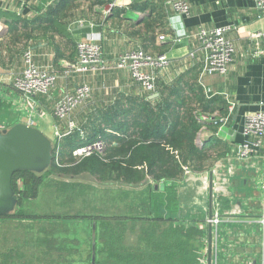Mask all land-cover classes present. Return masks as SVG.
<instances>
[{
	"label": "crops",
	"instance_id": "0c3cea01",
	"mask_svg": "<svg viewBox=\"0 0 264 264\" xmlns=\"http://www.w3.org/2000/svg\"><path fill=\"white\" fill-rule=\"evenodd\" d=\"M113 1L116 6L125 8L133 2V0ZM168 1L170 0H165L164 3L166 14L163 21L164 32L157 36L155 41L157 47L149 49L151 55H158L159 51H163L161 54L167 57V64L155 69L159 77L158 88L154 92L144 90L141 84L132 78L128 68L112 66L94 72L73 70L72 65L78 59L76 47L66 37L56 35L55 40L62 53L61 56H57L54 44L51 43L52 39L49 38L50 33L39 29L38 27H41L39 25L36 26L39 31L32 30L34 37L14 44L7 37L8 24L4 19H0V124L10 127L18 122L26 123L30 117H33L35 120L33 126L38 129L43 125L51 127L53 130L51 139L57 146L61 158L64 137L78 130L81 138H86V131L91 126L89 119H95L96 125L104 126L101 116L107 114L113 106H131L144 97L155 100L152 102V105H155L163 96L168 95L167 87L173 85L183 90L179 92L180 96L176 97H189L188 100L193 106L198 105L197 93L207 98L220 96L227 104V113L222 114L217 109L212 115L201 114L209 119L200 118L203 126L197 134L196 142L202 146L205 143L209 144L211 139L218 138L228 148V152L217 159L216 164L212 163L202 171L193 170L195 172L193 176L187 175L186 166L183 165L182 178L173 182L177 185L179 194L178 217L189 215L188 223H195L204 233L200 241L198 261L203 257L207 264H214L217 260L226 264H264V227L258 221L261 202L254 188L257 178L262 176L263 172L264 147L247 159L238 158L239 148L246 140L242 134L245 116L264 110V54L260 57L252 55L257 43L254 34L264 32V10L257 8L255 0H187L190 12L180 14L168 4ZM56 2L58 0H27L26 5L21 6L16 0H0V10L32 20L39 15V12L45 11ZM91 2L92 0H77L71 12L73 15L68 19L71 20L68 32L76 43L86 37L97 39L103 50V59L109 65H113L119 54L141 47L140 41L134 38L130 31L134 29L132 22L139 23L145 17V13L135 12L125 21L111 19L104 24L102 21L105 7L101 9L97 5L92 7ZM201 27L227 28V37L235 46V57L225 74L204 73L203 62L206 54L196 36ZM160 35H166L167 38L160 40ZM170 37H179L181 40L173 42ZM26 43L34 51L35 62L58 75L50 94H37L31 100L26 99L15 88L13 82L24 68L23 47ZM261 45L264 48V39L261 40ZM18 55H21L20 65L15 68L9 63H14ZM83 84L90 86L91 95L73 112L72 120L75 122V127L70 130L68 122L56 117L54 108L65 92H74ZM231 102L235 103V109L229 115L227 123L223 124L220 119L228 115V106ZM212 125H216L217 128H212ZM221 126L223 128L218 135L217 131ZM56 128H59L61 138H58ZM114 144L119 145L117 142ZM210 179L213 188L215 185L218 186L226 195L227 206L223 211L234 215L229 216L231 218L227 216L226 220L234 222V227L228 230L230 249L225 258L219 255L220 235L216 237L213 226L205 222L206 214L203 208H198L199 214H191L190 211L194 202L201 197L196 190L198 191L200 186L203 188L202 185L206 180L209 196ZM151 182L153 183L152 180ZM168 183L170 182L166 184L169 185ZM207 201L209 202V198ZM164 214L168 216L167 218H171L167 212ZM80 221L81 229L85 230V239H82V243L88 239L92 256L93 254L96 256L95 264H113L107 260L111 252L99 232L100 224L96 226L99 231L98 236H95V222L90 219H80ZM224 241L225 238H222V242Z\"/></svg>",
	"mask_w": 264,
	"mask_h": 264
},
{
	"label": "trees",
	"instance_id": "16d2710c",
	"mask_svg": "<svg viewBox=\"0 0 264 264\" xmlns=\"http://www.w3.org/2000/svg\"><path fill=\"white\" fill-rule=\"evenodd\" d=\"M76 2L58 0L32 20L0 10V19H4L9 26L7 37L12 43L29 40L34 37L32 30L41 29L50 33L56 55L61 56L56 35L66 37L78 52L77 43L68 32L71 22L68 19L73 15L71 12ZM111 3L114 1L92 0L91 6L104 8ZM164 3L165 0H133L127 8L114 5L102 22L105 24L111 19L125 21L135 12L145 13L139 23L132 22L134 29L130 34L140 41V48L151 54L149 49L157 47V36L164 32ZM38 25L41 26L39 29L36 27ZM28 47L26 43L22 49ZM159 52L161 54L163 51ZM167 89L168 95L155 105H152L155 100L144 97L131 106H113L101 116L104 126L96 125L95 119L90 118L91 126L86 131V138L82 139L78 130L65 136L59 163L54 159L52 166L43 173L25 170L15 172L12 185L19 194L18 204L22 200L37 198L44 178L49 175L73 178L87 175L101 184L114 185L118 190L127 186L137 188L138 191L122 190L125 192L124 199L136 195L126 200L122 208L116 207L117 214L98 212L91 214L93 216L51 215L44 218L90 219L96 224L95 236H98L99 231L96 226L100 224L99 232L111 252L107 260L113 264H197L204 233L195 223H188L189 215L178 217L180 201L177 185L173 182L182 178L183 165L190 166L194 171H202L214 159L228 152V148L218 138L202 146L196 142L203 126L201 114L212 115L217 109L225 114L227 104L218 95L207 98L197 93L198 105L193 106L189 97H176L180 96L182 88L173 85ZM211 127L217 128L216 125ZM99 138L106 142L103 155L95 153L75 160L72 155L75 148ZM115 142L119 145H115ZM168 181L169 185L166 184ZM66 184L59 187L61 192L73 189ZM226 206L227 200L224 202ZM164 212L171 218H167ZM0 218L35 220L40 217L19 209Z\"/></svg>",
	"mask_w": 264,
	"mask_h": 264
},
{
	"label": "built area",
	"instance_id": "2783aa9c",
	"mask_svg": "<svg viewBox=\"0 0 264 264\" xmlns=\"http://www.w3.org/2000/svg\"><path fill=\"white\" fill-rule=\"evenodd\" d=\"M21 6L26 5L27 0H16ZM257 8L264 10V0H255ZM169 5L180 14H189L190 5L187 0H170ZM114 3L109 4L103 9L104 16L111 13ZM82 23V20H80ZM196 36L201 42L203 50L205 51V58L203 62V71L207 74H225L229 69L231 62L235 57L234 43L227 37L226 27L203 28L201 27ZM256 39V46L252 52L253 57H260L264 54V48L261 45V40L264 39V32H257L253 36ZM160 40H165L166 35H160ZM173 42H180L179 37H170ZM78 59L72 65L73 70L78 72H94L105 70L109 67L128 68L132 78L139 82L142 88L149 92L157 90V80L159 74L155 69L159 66L164 67L167 64V57L165 54L151 55L142 48L125 51L117 56L113 61V65L105 62L103 59V50L99 41L95 38L86 37L77 43ZM193 55V53H191ZM34 51L31 46L23 51L24 68L22 72L17 75L13 82L15 88L23 94V96L31 100L37 94H50L52 88L55 86L58 75L53 70L40 66L35 62ZM91 95V88L88 84L79 86L74 92H65L57 101L55 105L56 117L61 121L68 122L69 129L75 127V122L72 120V115L75 109L83 102H85ZM235 109V103L231 102L228 106V115L223 116L220 122L227 123L229 115ZM204 120L209 117H203ZM28 125L33 126L35 120L30 117L27 122ZM0 128H6L0 124ZM222 126L219 127L217 134L219 135ZM58 138L62 137L59 128H56ZM242 134L246 140L243 142L238 151V158L241 160L249 158L254 152H257L264 147V110L255 111L245 116L242 128ZM252 138V139H251ZM55 144V143H54ZM106 149V142L103 138H99L93 142L79 146L73 150V157L75 160H80L92 154L103 155ZM55 160L59 163L58 148L55 145ZM263 172L261 177L262 186V200L260 215L258 221L264 227V156L262 158ZM185 171L188 176H193L195 172L188 166ZM213 174V172H212ZM20 184V182H19ZM204 204H205V222L211 224L214 228V234L217 237L219 234V225L226 216L223 211L226 195L220 190L218 186H214L212 195V217H209V198L207 193V180L203 183ZM208 202V203H207ZM230 216H234L232 213ZM225 219V217H224ZM226 220V219H225ZM197 264H207L205 258H201ZM214 264H226L224 261H215Z\"/></svg>",
	"mask_w": 264,
	"mask_h": 264
},
{
	"label": "rangeland",
	"instance_id": "374dc122",
	"mask_svg": "<svg viewBox=\"0 0 264 264\" xmlns=\"http://www.w3.org/2000/svg\"><path fill=\"white\" fill-rule=\"evenodd\" d=\"M20 57L21 55H18L14 63L9 64L17 68L20 65ZM39 128L52 138L51 127L43 125ZM216 162L217 159H214L213 164ZM261 177L257 178L256 185H254L260 201L263 192ZM63 184L73 189L61 192L59 187ZM113 187L115 186L101 184L87 175L76 178L59 175L46 176L39 196L35 199L22 200L16 209L24 210L40 218L35 220L0 218V264H93L92 248L88 239L82 243V239H85V230L81 229L80 219L82 218L59 220L47 219L44 216L82 217L91 213H109V211L117 214L116 207L122 208L125 202L136 195H129L124 199L125 192L122 190L136 189L138 191L139 189L127 186L125 189L118 190L116 189L118 187ZM203 191L201 186L198 187V191L196 190L201 197H198L191 207V214H199L198 208L200 207L205 210L203 204L206 195ZM96 208L98 211L94 210ZM225 214L224 217L227 220V216L230 215L228 212ZM224 217L219 225V255L221 258H225L230 249L228 230L234 227V222L226 221ZM222 238H225L224 242Z\"/></svg>",
	"mask_w": 264,
	"mask_h": 264
},
{
	"label": "water",
	"instance_id": "95a60500",
	"mask_svg": "<svg viewBox=\"0 0 264 264\" xmlns=\"http://www.w3.org/2000/svg\"><path fill=\"white\" fill-rule=\"evenodd\" d=\"M54 151L53 140L35 126L18 122L10 127L0 128V216L13 214L17 209L19 197L12 185L15 172L25 170L43 173L52 166ZM210 180L211 218L213 186L212 179ZM95 257L93 254V264Z\"/></svg>",
	"mask_w": 264,
	"mask_h": 264
},
{
	"label": "bare ground",
	"instance_id": "6f19581e",
	"mask_svg": "<svg viewBox=\"0 0 264 264\" xmlns=\"http://www.w3.org/2000/svg\"><path fill=\"white\" fill-rule=\"evenodd\" d=\"M1 24V23H0Z\"/></svg>",
	"mask_w": 264,
	"mask_h": 264
}]
</instances>
